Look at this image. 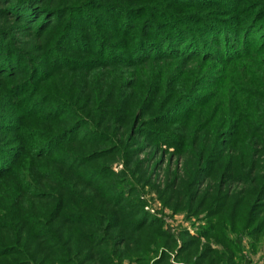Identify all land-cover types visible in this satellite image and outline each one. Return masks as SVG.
I'll return each mask as SVG.
<instances>
[{
  "label": "rangeland",
  "instance_id": "374dc122",
  "mask_svg": "<svg viewBox=\"0 0 264 264\" xmlns=\"http://www.w3.org/2000/svg\"><path fill=\"white\" fill-rule=\"evenodd\" d=\"M51 1L57 5L82 0ZM121 1L130 3V0ZM229 1L240 8L239 14L234 16L236 19L255 12L256 2H261ZM150 2L154 3V0ZM226 5L222 4L217 8L222 10L221 16L231 18L235 12L226 9ZM13 21L9 19V23ZM54 28L58 31V26ZM13 29L17 39L27 41L25 43H29L30 39L32 42L29 45L46 40L43 37L27 36L28 29L18 26ZM82 31L77 30V33L85 36ZM255 40L258 37H253L252 41ZM211 45L221 55V46L216 43ZM220 62L221 60L171 59L146 64L145 72L148 74L153 73L155 67H160L163 73L159 85L156 86V101L159 102L158 111L164 114L165 122L153 127L173 136L175 143H179L177 146L171 139L167 140V136L166 141L157 142L151 136L131 133L127 127L122 129L110 115L104 125L107 129L102 127L115 136V142L91 144L81 140L65 144L63 150L86 155L96 147L99 149L108 145H121L108 156L100 155L95 160L78 161L72 165L70 160L63 159L64 155L57 156L62 159L60 162L55 159L56 155L51 154L49 160H34L29 151L24 152L15 166L22 163L26 170L31 169V163H39L44 168L38 169L35 177L46 173L42 176V183L46 186H42L54 197L39 199L31 194L33 189H30L28 196L22 198L18 204V209L25 214L36 212L44 219L47 215V223L51 220L52 222L45 224L44 228L49 232L46 234L47 238L40 242L34 238L29 225L24 228V221L13 220L9 215L1 216L0 264H209L212 259H215V264L216 259L219 263L226 260L222 253L229 248L227 253H230V261L227 264H264V43L256 46L249 56L240 60L227 61L224 64ZM118 71H122V79L127 80V84L118 86L120 97H124L129 89L140 87L141 78L135 73V85L126 89L133 82V78H130L133 74H130L131 68L123 66L97 67L89 72H78L76 80L70 77L59 79L53 75L46 78L41 85L45 91H65V85L74 83L78 97L83 99L90 95L89 99L94 101L86 109H80L84 112L97 104L98 97L102 99L99 107L109 98L111 103H115L116 95L111 94L112 87L107 88V84L113 81ZM61 79L63 81L60 84ZM190 90L196 94L186 99L181 98L179 100L182 101L174 104L175 97ZM138 94L139 92L135 96L138 97ZM5 95V88L0 83V113L4 116L0 117V147L8 149L7 157L12 162L15 160V155L11 152L15 149L14 146L29 145L33 140H21L22 134L19 133L17 125L21 123L22 116L18 117L13 103L10 102L11 107L6 103ZM171 97V102L166 103ZM6 115L14 120L6 118ZM39 120L33 118L24 126L40 128L45 134L54 130L59 123L53 122L49 126V121ZM225 120H229L226 125ZM8 124L11 126L4 127ZM209 155L213 160L204 162ZM109 162L112 171L109 179H100L95 185L80 180V170ZM205 163L204 171L198 173L197 168ZM22 175L24 176L18 177L20 173L16 171L12 177L1 178L0 198L10 197V193H15L14 186L26 174ZM119 178L133 186L130 193L125 194L129 197L126 201L133 203V208H141L147 218L151 219L148 229L135 231L121 227L122 232L120 227H113L105 233L96 232L100 237H93L92 240L82 236L74 229L76 226L69 224L62 216L50 218L51 209L55 207L59 196L64 198L66 205L63 211L78 209L93 214L91 210L95 204L107 203L102 197H106L104 194L111 191L109 188L121 186L122 181ZM253 195H256L254 197L258 202L250 211L246 206H239L242 200L245 201V197L249 199ZM201 198H206L207 201L203 203ZM178 199L181 200L180 206ZM189 204L192 205L191 208ZM211 207H219L218 212L222 210L221 214L213 218L209 212ZM224 207H227L225 213ZM6 211H10V208ZM209 223L213 227V235L201 234L202 229ZM217 226L221 232L217 230ZM95 229L94 226V232ZM45 231H42L43 234ZM145 239L150 241L148 248L153 249L144 254L149 262L140 263L137 260L148 249ZM188 242L191 247L187 251L182 250L183 244ZM203 254V257L199 256Z\"/></svg>",
  "mask_w": 264,
  "mask_h": 264
},
{
  "label": "trees",
  "instance_id": "16d2710c",
  "mask_svg": "<svg viewBox=\"0 0 264 264\" xmlns=\"http://www.w3.org/2000/svg\"><path fill=\"white\" fill-rule=\"evenodd\" d=\"M256 3L255 12L236 19L237 17L234 16L239 14L240 8L229 0H154V3L150 0H130L129 4L121 0H82L72 4L63 2L57 5L51 0H0V83L6 91V103L9 105L10 102L13 103L18 117L22 116L20 117L21 123L17 125L19 133L22 134L21 140H33L29 142V145L14 146L15 149L13 148L11 152L13 156L15 155V160L12 162L7 157L9 152L6 150L8 149L4 146L0 147V180L12 177L13 172L16 171L20 173L18 177L26 174L14 186V194L10 193V197L0 198V217L9 215L13 220L24 221V228L29 225L35 239L40 242L45 240L49 232L44 228L45 224H50L52 220L47 223V218H49L47 215L44 219L36 212L25 214L20 213L18 209V204L22 198L28 196L27 192L30 189H33L31 194H35L36 198L54 197L42 186L45 185L42 183V176L46 173L43 172L39 177H35L38 169L44 167L39 163H31V169L26 168L25 170L22 163L17 166L15 164L20 162L24 152L28 151L34 160L48 159L52 154L56 155L55 159L61 162L62 159L57 156L64 155L63 159L70 160L69 163L72 165L78 161L95 160L100 158V155L105 157L114 153L121 145L103 146L99 148L100 150L96 147L86 155L63 151L65 144L81 140L91 144L115 142V136L109 134L105 130L107 127L104 126L110 115H112L111 119L120 124L122 129L127 127L131 133L151 136L157 142L166 141L167 136V140L169 138L173 144H176L173 136L153 127L165 122L164 114L158 111L159 102L156 101V86L159 85L163 73L160 67H155L152 70L153 73L148 74L145 72L146 64L171 59L215 62L221 60L220 63L224 64L227 61L240 60L249 56L256 46L264 43V0H261L260 4ZM222 4H227L226 9L235 12L233 17L220 15L222 10L217 6ZM8 18L14 20L13 23H9ZM14 23L16 25L12 26ZM16 26L28 29L27 36L43 37L46 40L29 45L32 42L30 39H28L29 43L17 39L13 29ZM55 26H58V31L55 30ZM77 30H83V34L86 35H80ZM57 32L58 34H55ZM253 37H258V40L252 41ZM209 42L221 46V55L210 47L212 45ZM254 44L257 45L254 47ZM118 66L131 68L130 74L133 75L130 78H133V82L129 83V81L126 89L135 85V73L141 78L140 87L135 90L129 89L124 93V97H120L118 86L127 84V80H123L122 71L121 73L118 71L113 81L107 84V88L112 87L111 94L116 95L115 103H111V98H109L106 103L102 104V107L98 106L102 102V99L98 97L97 104L84 112L80 111V109H86L90 102L94 101L89 99L90 95L83 99L78 97L75 85L71 82L68 86L65 85V91L42 89L41 84L53 75L59 79L70 77L76 80L78 72H89L97 67L118 68ZM132 70L135 72L133 73ZM146 77L149 78L144 80ZM62 81L63 79L59 83L61 84ZM138 92L137 97L135 95ZM194 93L192 90L183 92L174 98V104L182 101L179 100L181 98L192 97ZM258 96L262 97L260 94ZM171 99L172 97L166 103L171 102ZM141 111L143 112L139 113ZM2 116L0 113L1 118ZM6 118L14 120L8 115ZM33 118L43 122L49 121V126L53 122L59 123L54 125L56 128L54 127L55 129L50 133L44 134L40 128L24 126L28 125L29 120ZM94 122L96 123L93 125ZM228 122L229 120H225L224 124ZM7 126L11 125L4 127ZM212 160L213 157L209 155L204 162L208 163ZM206 163L197 168L198 173L204 171ZM111 173L109 162L96 167L84 168L80 170L79 177L81 181L95 185L100 179H109ZM119 179L122 181L121 186L109 188L111 191L104 194L106 197H102L107 203L95 204L94 209L91 210L93 214L78 209L63 211L66 205L64 198L59 196L55 207L51 209L50 218L62 216L65 221L70 222L69 224L76 226L74 229L82 236L92 240L93 237H100L96 232L104 231L105 233L113 227H120L122 232L121 227L125 230L135 229V231L148 229L151 219L147 218L141 208H133V203L129 204L126 201L129 197L125 194L132 190L133 186L123 181V178ZM254 196L256 195L249 196V199L245 197V201L242 200L239 206H246L245 208L250 211V208L258 202ZM208 197L211 198V195ZM178 200L180 206L181 200ZM201 200L203 203L207 201L206 198H201ZM188 206L192 207L191 204ZM8 208L10 211H6ZM218 209L219 207L209 209L213 218L221 214L222 210L218 212ZM226 210L227 207L223 212L225 213ZM210 221H212L211 218ZM1 222L0 219V225ZM104 224L106 225L103 226ZM94 226L96 227L95 232ZM84 227L88 229L80 230ZM212 228L209 223L202 229L201 234L213 235ZM43 230H46L45 234ZM217 230L221 232L219 227ZM161 234L164 236V233ZM219 240L218 242H222ZM144 243L148 248L149 239H145ZM189 243H184L182 250L187 251L191 247ZM149 249L153 247L143 252V257H139L137 262H149L144 255ZM229 250L230 248L222 253L226 256V260L219 263L216 259L215 264L229 263L230 253H227ZM226 253L227 255H224ZM199 256L203 257L204 254ZM213 260L215 259H212L209 264H214Z\"/></svg>",
  "mask_w": 264,
  "mask_h": 264
}]
</instances>
